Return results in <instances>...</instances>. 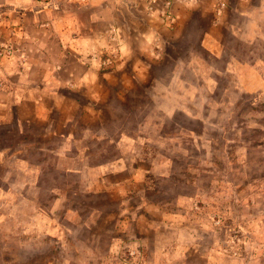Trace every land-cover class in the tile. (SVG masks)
<instances>
[{
  "label": "rangeland",
  "instance_id": "obj_1",
  "mask_svg": "<svg viewBox=\"0 0 264 264\" xmlns=\"http://www.w3.org/2000/svg\"><path fill=\"white\" fill-rule=\"evenodd\" d=\"M187 1L0 0L74 85L0 126V264H264V0Z\"/></svg>",
  "mask_w": 264,
  "mask_h": 264
},
{
  "label": "crops",
  "instance_id": "obj_2",
  "mask_svg": "<svg viewBox=\"0 0 264 264\" xmlns=\"http://www.w3.org/2000/svg\"><path fill=\"white\" fill-rule=\"evenodd\" d=\"M26 1L21 0L20 6ZM212 1L210 6L206 0L187 1L185 5L188 8L218 7L219 10L220 5L227 4L228 0ZM18 9L21 10L14 8L15 11ZM217 17L221 19V16ZM41 20L26 13L0 17V126L20 119V114L30 112L36 117L43 116L47 99L56 101L60 97L59 88L74 86L69 80L59 83L57 79L60 73L72 71L65 58L68 56L65 39L60 31H53L52 18L48 19L50 21ZM36 26L39 33L32 32ZM6 44L14 49L11 55L1 54L2 46ZM75 46L73 41L71 47Z\"/></svg>",
  "mask_w": 264,
  "mask_h": 264
},
{
  "label": "built area",
  "instance_id": "obj_3",
  "mask_svg": "<svg viewBox=\"0 0 264 264\" xmlns=\"http://www.w3.org/2000/svg\"><path fill=\"white\" fill-rule=\"evenodd\" d=\"M13 47L9 44L3 45L1 49L2 55H11L13 53Z\"/></svg>",
  "mask_w": 264,
  "mask_h": 264
}]
</instances>
